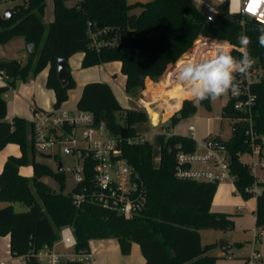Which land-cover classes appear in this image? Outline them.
Instances as JSON below:
<instances>
[{"label":"trees","instance_id":"16d2710c","mask_svg":"<svg viewBox=\"0 0 264 264\" xmlns=\"http://www.w3.org/2000/svg\"><path fill=\"white\" fill-rule=\"evenodd\" d=\"M69 1L72 3L68 5ZM46 2L27 0L9 9L12 15L8 18L3 19V14H0V44L22 36L34 46L24 64L14 59L0 60V71H4L7 77V83L0 86V150L7 143H13L20 147L21 152L19 156L9 155L0 172V201L7 203L0 206V236L9 235L11 256L23 257L25 264H42L35 254L58 242L60 228L70 226L77 240L76 252L90 251L91 239H115L121 255H128L131 244L136 243L145 258L144 264H213L218 257L208 251L214 243L203 245L199 230L233 229L234 221L226 213L211 211L217 183L180 178L175 173L177 151L193 150L195 139L177 133L170 136L162 134L157 166L153 165L150 141L131 143L127 139L121 140L122 155L141 175L147 190L145 207L133 217L125 218L92 201L84 200L77 204L73 200V193L77 191L62 192L63 171L35 160L30 122L19 116L11 120L6 118L7 105L3 94L17 81H26L30 74L35 76L47 67L45 86L54 94L52 108H60L75 84L67 60L72 54L81 53L83 68L120 62L125 76L124 90L136 97L137 90L145 87L140 75L155 81L163 74V78L166 77L168 69L192 48L198 37L226 41L238 47L237 36L242 30L251 38L247 51L254 58L252 66L264 72V47L258 43L259 29L264 25L252 19H245L243 25L239 14L227 13L220 22H207L196 9L194 0H150L134 4H128L127 0H52L53 20L45 23ZM134 6H139L142 11L130 14ZM96 24L101 27L97 28ZM89 30L100 32L99 39L115 40L116 43L102 45L96 50L90 47ZM216 44H213V49ZM232 55L239 59L241 52L234 48ZM59 58L67 62L65 84L57 75ZM175 70L168 73V88H176L179 83L173 77ZM148 79L142 97L151 101L155 91L154 84H150ZM251 89L256 95L252 122L264 148L263 74ZM80 93L76 109L91 111L95 124L106 125L115 137L119 135L121 126L126 128L128 139L140 135L135 133L134 124L148 120V114L145 110L133 111L119 105L107 82H87ZM188 96H175L178 100L171 106L172 110L181 105L169 117L172 127L197 110L196 102L211 108L209 99L194 101L185 98ZM233 103L229 97L221 112L223 117L233 122L230 137L227 140L217 136L213 138L226 146L229 171L235 177L234 187L247 199L252 195L246 189L253 185L255 177L240 158L241 154L249 151L244 134L246 122L245 115L236 110ZM28 164L32 166L31 177L19 173V169ZM89 174L88 169L87 179ZM44 176L58 181L60 190L56 192L45 184L41 180ZM258 185L262 190L255 200V226L264 231V182ZM13 203L26 205L27 209L16 212ZM60 264L84 263L75 259Z\"/></svg>","mask_w":264,"mask_h":264},{"label":"built area","instance_id":"2783aa9c","mask_svg":"<svg viewBox=\"0 0 264 264\" xmlns=\"http://www.w3.org/2000/svg\"><path fill=\"white\" fill-rule=\"evenodd\" d=\"M194 3L207 22H220L225 13L229 14L228 0H216L215 4L208 0H194ZM225 4L224 9L222 7ZM250 7L254 8V12L249 11ZM242 9L239 13L242 18L241 24L244 25L245 19H252L264 25V0H260L255 6L251 0H246ZM89 35L91 37L90 47L96 50L102 45L116 43L115 40L99 39L100 32L95 33L89 30ZM193 42L195 43L188 51L189 53L186 52L188 55H185V58H202L205 55H211V52L215 50L213 44L223 41L200 36ZM235 49L239 50V47ZM176 66L177 64L171 71H174ZM261 73L260 69L252 66L246 74L237 75L235 82L238 85V94L230 93L229 95L234 100V108L245 115L244 134L249 146V151L245 154H248L250 158L245 164L255 177L253 185L246 191L252 196H256L262 190L258 185L260 181L256 176V171L264 169V148L261 146L259 135L252 122L256 95L252 92L251 86L261 79ZM6 78L4 71H0V80L7 83ZM6 96L8 97L7 94ZM31 111L30 137L34 144L35 154L51 159L57 152L74 159L72 167H67L62 162V171L65 169L72 176L73 186L70 192L77 191L73 193V200L77 204L84 200L92 201L104 208L116 211L125 218L133 217L145 207L147 199L145 182L127 158L122 155L119 147L124 138H120L119 135L118 138L115 137L102 123L95 124L93 113L89 110L69 111L61 108L43 109L32 106ZM188 129L190 134L194 133L193 125H190ZM162 134L170 136L168 127L163 128ZM125 139L131 143L147 140L142 134L135 139ZM78 152H80V157L77 159ZM175 156L177 160L175 173L180 178L217 184L226 180L232 183L235 181L234 175L229 171V155L226 146L214 139L212 135H207L199 141L195 139L193 150H178ZM58 161H56V166ZM88 169L90 176L87 179ZM261 233L262 231L258 229L254 231V241L258 240ZM58 242L69 252L61 254L53 248L54 245L45 246L35 254L40 263L60 264L62 260L78 259L84 264H91L93 256L90 251H74L77 240L74 238L72 227L60 228ZM263 259L264 256L260 252L254 251L246 259L245 264H261ZM6 263L7 261H0V264Z\"/></svg>","mask_w":264,"mask_h":264},{"label":"rangeland","instance_id":"374dc122","mask_svg":"<svg viewBox=\"0 0 264 264\" xmlns=\"http://www.w3.org/2000/svg\"><path fill=\"white\" fill-rule=\"evenodd\" d=\"M3 2H0V14L6 10V8L11 9L16 4H24L27 0H1ZM210 3L215 4L216 0H208ZM128 4H134L135 2H150V0H127ZM46 9H49V6H47ZM141 8L139 6H134L133 9L130 10V14H139L141 12ZM22 37V36H21ZM21 37H14L4 44H0V57L2 60L5 58H8L10 56L15 55L20 60H23L24 63L27 61V52L25 49V44L21 45V47L18 45V39H21ZM23 38V37H22ZM24 39V38H23ZM216 41V40H215ZM219 41V40H218ZM195 43V42H194ZM190 51V50H189ZM189 53V52H188ZM188 53H184L183 56H181V60H184V56L188 55ZM81 53H75L72 54L68 58V68L70 71L71 76L75 80L74 86L68 91V98L67 100L60 106L61 109L65 110H73L76 108L75 102L77 99L76 96L79 94L82 90L83 82L91 81L88 79H96V78H110L109 83L113 87V91L117 96V101L119 105H121L124 108H137L138 103L135 101L136 97L140 96L142 97L143 91L146 89V82L147 79H144L145 81V87L143 89L137 90L136 97H133L129 93H127L124 90V83H125V76L121 72V65L117 61L113 62H106L100 65L96 66H89L87 68H83L81 65ZM180 60V59H179ZM178 60V61H179ZM175 66V65H174ZM173 66V67H174ZM172 67V68H173ZM172 68L168 70H172ZM47 71V67L39 71L35 76L30 74L28 76V79L26 81H17L15 83L14 87H11L7 90L6 94L9 95V97L4 95L6 105L8 108H12L13 100L16 97L15 93L19 95L20 98V108L24 111H30V116L32 114L31 108L34 105L33 100H38L43 98L45 99L47 96L51 97V92L49 89L45 86V72ZM168 72V71H167ZM262 72V71H261ZM264 76V72H262ZM164 76V74H163ZM160 77L159 79L163 78ZM156 80V82L159 81ZM150 81V84H152L151 79H148ZM142 81V82H144ZM26 82V89L29 90L27 93L24 89L22 93L19 91L22 84H25ZM155 82V80H154ZM40 87H39V86ZM38 86V87H37ZM37 87V88H36ZM231 92H228L221 97L210 100V106L211 108H207L204 105H199L198 102H196L197 110L194 113L189 114L186 116V118L181 119L175 126V130L179 131L182 134H185L188 132L189 126L192 124L195 127V131L193 133V136L196 140H203L204 136L207 135L209 132H212L213 134H218L220 137L224 140H227L228 137L231 134V127H232V120L225 118L222 116V107L227 102L229 95ZM159 96V95H158ZM135 98V99H134ZM191 100H196V98H190L185 97ZM178 100V97L169 98L166 101H163L165 104H175ZM184 100V99H182ZM181 100V102H182ZM16 102V99L14 100ZM18 101V100H17ZM147 109V108H146ZM164 108H162L160 105H154L153 107L147 109L148 112L151 113L152 119H149L146 121H138L134 124L135 133H145L147 140L150 141V143L153 146L152 150V157H153V165L159 164L160 158L159 155V144H160V133L163 130V127L165 125H168L169 128L172 127V124H170V119L166 118L163 113ZM22 110V111H23ZM146 111V113H148ZM153 130V132H152ZM264 151V150H263ZM243 160H248L247 155H242L241 157ZM35 160L38 162H43L49 165L52 169H56V161L61 160L64 162L65 166L72 167L74 165V159L70 156L63 155L61 153H57L53 156L51 159L44 158L41 155H35ZM20 173L22 175H27L31 177L32 175V168L31 165H24V167L20 168ZM257 173L260 174L262 179L264 180V169H260ZM63 175L65 177L64 186L62 189V192L64 193H70V190L73 186V180L72 176L67 172L65 169L63 170ZM41 180L50 186L54 191H59L60 186L58 181H56L54 178L50 176H44L41 178ZM230 186L232 187V182L230 183L229 180L223 181L222 183L218 184V194L216 196V199H220L223 205L229 206V208L234 209L237 207L238 204L242 203V200L240 199L238 194H235V191H223L221 192L222 186ZM230 188V187H228ZM233 188V187H232ZM240 199L239 201L236 199ZM219 200V201H220ZM249 206H251L253 203V196L246 199ZM13 208L16 212H24V205L21 203H14ZM244 214L248 213L247 210L243 211ZM211 231V232H207ZM214 230H210L208 228L201 229L199 237L201 238V243L204 245L208 240H210L209 233H215ZM209 236V237H208ZM220 242V241H219ZM218 242V245H219ZM136 246V244H135ZM90 252L92 254V261L91 264H138L136 256L133 255V253L128 255H121L120 251L118 249V244L116 240H98V239H92L90 243ZM140 256V255H139ZM9 264H24L20 260H11Z\"/></svg>","mask_w":264,"mask_h":264},{"label":"crops","instance_id":"0c3cea01","mask_svg":"<svg viewBox=\"0 0 264 264\" xmlns=\"http://www.w3.org/2000/svg\"><path fill=\"white\" fill-rule=\"evenodd\" d=\"M0 2H3V1L0 0ZM71 3H72V1H69L68 5L71 4ZM0 5H1V3H0ZM47 6H49V9H46ZM6 9L9 10V8H6ZM52 12H53V2H52V0H47L46 7L44 9V17H43L45 23H48V22L53 20L54 13H52ZM1 14H3V12ZM18 40H19L18 41V45L20 47L23 44V42H24V44L26 42L22 37H21V39H18ZM81 58H82V56H81ZM5 59H14L17 62H19L20 64H24L23 60H20L15 55L10 56V57L5 58ZM0 60H2L1 57H0ZM120 65H121V63H120ZM169 72H170V70L168 71V73ZM168 73L166 74V77H164L162 79H159L158 82H156V81L154 82V80L152 81V84H154L153 85V90L155 91L154 92V96H153V100L147 101L143 97L139 98L140 96H138V98L137 97H136V99L134 98L135 101H137V103H138V107L137 108H127V109L133 110V111L145 110V111L148 112L147 109L153 107L154 105H160L162 108H164L161 113H163L166 118H169L172 113H174L176 110H178L180 108L179 106L181 105V103L179 104V106L177 108L172 110L171 106L174 105V104H169L168 105V104L163 103V101H166L167 99L173 98V97H175L177 95H185V94L189 95V94L184 89V86L181 85L180 83H178L176 88H170V87L168 88L167 87L168 77H169ZM44 75H45V78H46L47 71L45 72ZM88 80L99 81V82L105 81V82H107L110 85V87L112 89V92L114 93L113 87L109 83L110 78L106 77V78H103V79L102 78L101 79L100 78H96V79H88ZM87 82H90V81H87ZM87 82H83L82 85L87 84ZM5 83H6V81L0 80V86H4ZM26 87H27V85H26V82H25V84L21 85L19 91L22 93V91L25 89L26 92L28 93L29 90L26 89ZM50 92H51L50 93L51 97L47 96L45 99L41 98V99L38 100V103H37V100H33V104H34L33 106H37L38 108L40 107V108H43V109L52 108V105H53V102H54V94H53V92L51 90H50ZM80 92H78L79 94L76 96L75 99L78 100V98H79V96L81 94ZM15 95H16V97H14V98L16 99V102L14 101L15 100L14 99L13 100V104L16 103V107H14L15 105H12V108H8V107L6 108V112H7L6 118L8 120H11L13 117L19 116V117H22V118L24 117L28 122H30V117H31L30 116V111H27V110L24 111L23 109L20 108L19 95H17L16 93H15ZM115 96H116V94H115ZM8 97H9V95H8ZM116 98H117V96H116ZM77 100H76V102H77ZM76 102H75V106H76ZM74 110H76V108L73 109L72 111H74ZM147 114H148L149 119H152L151 113L148 112ZM164 127H168L169 133H177V134H181V135H184V136L189 135L193 139H195L193 134H190L189 129H188V132H186L185 134H182L179 131L175 130L176 126L169 128L168 125H165ZM194 131H195V129H194ZM152 132H153V130H152ZM139 134H142V135H144L146 137L145 133H139ZM209 134L212 135V136H217L218 138L220 137V135L213 134L212 132H209L207 135H209ZM160 135H162V132L160 133ZM207 135H205V136H207ZM160 144H161V140H160ZM160 144H159V152H160ZM20 154H21L20 147L17 144L7 143V146H5L2 150H0V172H1L2 168H3L4 163L6 162L5 160L7 159V157L9 155L19 156ZM242 155H247L248 156V160H243L241 158ZM158 157H159V155H158ZM241 157L240 158H241V160L243 162H248L250 160L248 154H245V153L241 154ZM31 168H32V166H31ZM259 170L260 169H257L256 176H257V178L259 179L260 182H264V180L262 179L260 174L257 173ZM19 173H20V169H19ZM25 176H27V175H25ZM220 183H222V182H220ZM228 187H230V188H228ZM232 187L230 186V184L228 186H222L221 187V192L230 190L231 193H232V191H235V194L239 195L240 199L242 200V203L238 204L236 208L231 209V208H229V206L223 205L224 203H222L220 199H216V196L218 194V189H217V191H216V193H215V195L213 197L212 203H211L212 204V206H211V211L212 212H216V213L223 212V213H226L234 221V228L233 229H221L220 230V229L208 228L210 230H214L213 232H215V233H209V234H212V235H210V240H208V242L205 243V244L214 243V246H212V248L208 251L209 254L218 257L217 260L213 264H245L246 259L250 255H252L254 253V251L260 252L264 256V231H262L260 237L256 241H254V236H253L254 235V231L256 230V226H255V220H256L255 219V208H256L255 200H256V196H253V202H252L253 204L251 206H249V204L247 203V200L244 199L236 191V187H234L233 183H232ZM217 188H218V186H217ZM240 199L237 198L236 201L237 200L239 201ZM6 204L7 203L0 201V206H5ZM13 204H12V206H13ZM24 209L25 210L27 209L26 205L24 206ZM244 210H247L248 213L244 214L243 213ZM200 230H199V234H200ZM207 232H211V231H207ZM111 240H113V239H111ZM221 240H223L225 243H227L229 245H227V246L225 245L224 247H222V249L219 248L218 242L221 241ZM91 241H92V239H91ZM91 241H90V243H91ZM90 243H89V247H90ZM135 244L136 243H132L131 244V248H130V252H129L128 256H130L133 253V255L136 256L137 263L138 264H144L145 263V258H144L143 255H141L139 246L137 244L135 246ZM9 246H10L9 235L0 236V261H7L6 264H9L11 260L15 259V260H20L21 262H23L25 264V259L23 257H12L11 256V254L9 252ZM53 248L58 253H61V254L69 252V251H66L59 242L55 243ZM118 249H119V245H118ZM63 261H65V260H62V262ZM261 264H264V259H263Z\"/></svg>","mask_w":264,"mask_h":264},{"label":"clouds","instance_id":"9594fccd","mask_svg":"<svg viewBox=\"0 0 264 264\" xmlns=\"http://www.w3.org/2000/svg\"><path fill=\"white\" fill-rule=\"evenodd\" d=\"M245 2L246 0H228V13H241ZM237 41L241 52L239 59L232 55V50L237 45L217 43L211 55L185 58L177 64L173 77L184 86L190 98L203 101L215 100L228 92L238 94L236 76L246 74L255 61L247 51L251 38L245 30L238 34ZM258 43L264 47V27L259 29Z\"/></svg>","mask_w":264,"mask_h":264},{"label":"water","instance_id":"95a60500","mask_svg":"<svg viewBox=\"0 0 264 264\" xmlns=\"http://www.w3.org/2000/svg\"><path fill=\"white\" fill-rule=\"evenodd\" d=\"M225 7H226V4L223 5L222 8L225 9ZM10 15H12L11 14V11L6 9V10H4L2 17H3V19L4 18H8ZM96 27L97 28H100L101 25L100 24H96ZM24 46H25V49H26L27 54L28 55H31L32 54V51H33V47H34L33 44L31 42H25V45ZM57 61H58V66H57V75H58V78H60L61 82L63 84H65L66 81H67L66 74H67V71H68V69H67V62L64 59H62V58H59ZM140 76H141L140 77L141 78V81H144L145 76L144 75H140ZM119 136H120V138H124V139L127 138V130H126V128L124 126H121ZM79 157H80V152L77 153V159ZM57 170L58 171H62V161H60V160L57 163ZM225 245L227 246L229 244L225 243L223 240H221L219 242V248L222 249V247H224Z\"/></svg>","mask_w":264,"mask_h":264},{"label":"snow or ice","instance_id":"6c2138e0","mask_svg":"<svg viewBox=\"0 0 264 264\" xmlns=\"http://www.w3.org/2000/svg\"><path fill=\"white\" fill-rule=\"evenodd\" d=\"M260 2V0H251L252 4H258ZM249 11H253L254 12V8H249Z\"/></svg>","mask_w":264,"mask_h":264}]
</instances>
